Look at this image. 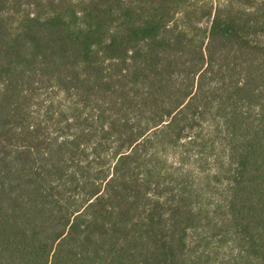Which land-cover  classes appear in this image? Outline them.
<instances>
[{
	"label": "trees",
	"instance_id": "trees-1",
	"mask_svg": "<svg viewBox=\"0 0 264 264\" xmlns=\"http://www.w3.org/2000/svg\"><path fill=\"white\" fill-rule=\"evenodd\" d=\"M0 264H264V0H0Z\"/></svg>",
	"mask_w": 264,
	"mask_h": 264
}]
</instances>
